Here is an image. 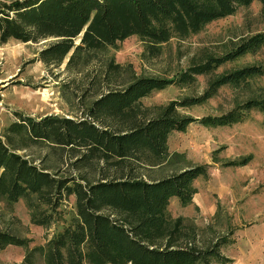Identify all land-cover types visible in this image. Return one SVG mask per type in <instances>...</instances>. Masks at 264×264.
Listing matches in <instances>:
<instances>
[{
    "label": "trees",
    "instance_id": "16d2710c",
    "mask_svg": "<svg viewBox=\"0 0 264 264\" xmlns=\"http://www.w3.org/2000/svg\"><path fill=\"white\" fill-rule=\"evenodd\" d=\"M252 1L260 3L264 14V0H3L0 44L51 37L55 40L37 52L38 59L45 66H60L67 59L65 66H70L88 63L94 51H106L135 35L144 41V53L154 56L172 36L198 32ZM262 46L264 32L170 78L140 77L122 89L106 90L80 118L51 113L36 119L23 116L12 125L21 129L25 140L66 150L74 158V171L59 176L0 139V204L9 207L22 200L31 222L47 228L63 198L74 197L75 211L68 222L44 244L26 249L21 264H231L233 260L220 253L221 246L231 243L228 237L204 247L195 233L186 231L183 217L172 218L167 212L172 197L181 206L192 202L193 181L204 179L207 169L189 166L159 179H147L138 170L169 162L167 139L172 131L183 132L191 123L232 126L252 110L264 114V98H249L232 110L201 119L180 116L177 110L201 106L209 93L173 100L157 117L141 99L171 85L190 86L197 76ZM107 66L108 74L118 69L112 61ZM263 74L262 65L245 66L222 75L215 84L238 86ZM248 160H240L238 166ZM10 245L25 249L26 243L0 231V249Z\"/></svg>",
    "mask_w": 264,
    "mask_h": 264
},
{
    "label": "rangeland",
    "instance_id": "374dc122",
    "mask_svg": "<svg viewBox=\"0 0 264 264\" xmlns=\"http://www.w3.org/2000/svg\"><path fill=\"white\" fill-rule=\"evenodd\" d=\"M261 32L264 14L260 3L252 1L198 32L172 36L154 56L144 53V41L133 35L106 51H94L88 63L65 66V59L60 66H45L37 52L54 38L34 43L9 39L0 44V139L37 166L68 176L74 171V158L66 150L25 140L21 129L14 128L23 116L36 119L53 113L80 118L96 96L106 90L122 89L130 80L140 77L170 78L188 67L224 55ZM110 61L118 69L108 74ZM251 65L264 66V46L255 53L225 62L210 74L197 76L190 86L171 85L156 90L142 98V104L149 108L152 117H157L173 100L209 93L211 97L201 106L177 111L180 116L194 119L217 116L246 99L264 98V74L238 86L215 84L222 75ZM167 140L169 162L143 167L138 170L141 175L159 179L195 165L204 166L208 172L204 179L193 181L196 193L189 205L181 206L175 197L169 199L168 214L172 218L183 217L186 231L195 233L204 247L228 237L231 243L221 246L220 253L231 258V264H264V114L252 110L242 122L217 128L191 123L183 132L172 131ZM247 158L246 164L238 166L240 160ZM231 162L234 164L226 166ZM60 203L55 221L47 228L31 222L22 200L9 207L0 204V231L17 235L26 243L25 249L13 245L0 249V264H21L26 249L44 244L68 222L75 211L74 197L69 195Z\"/></svg>",
    "mask_w": 264,
    "mask_h": 264
}]
</instances>
